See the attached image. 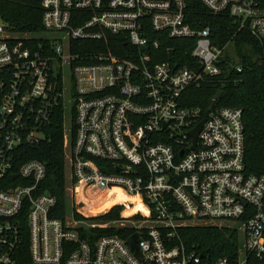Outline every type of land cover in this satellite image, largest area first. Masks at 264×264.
Here are the masks:
<instances>
[{"label":"built area","instance_id":"obj_1","mask_svg":"<svg viewBox=\"0 0 264 264\" xmlns=\"http://www.w3.org/2000/svg\"><path fill=\"white\" fill-rule=\"evenodd\" d=\"M200 1L264 47L258 0ZM41 5L40 34L17 32L0 17V264H17L24 218L33 264H202L179 237L197 223L243 238L236 264H264V174L246 168L243 110L218 107L219 100L213 106L214 98L206 112L186 105L192 90L214 80L228 85L243 72L230 44L220 47L210 27L192 25L188 0ZM34 41L37 47L26 44ZM181 41L193 47L189 61L160 60ZM122 43L125 56L113 51ZM257 59L264 64V50ZM60 109L66 190L78 199L64 219L51 216L57 198L40 192L45 164L20 162L26 146L45 139ZM203 121L194 143L191 133ZM114 190L145 209L115 221L140 234L141 256L128 240L81 233L109 227L82 212L88 193L105 198Z\"/></svg>","mask_w":264,"mask_h":264},{"label":"trees","instance_id":"obj_2","mask_svg":"<svg viewBox=\"0 0 264 264\" xmlns=\"http://www.w3.org/2000/svg\"><path fill=\"white\" fill-rule=\"evenodd\" d=\"M43 0H0V17L13 29L20 33L40 34L42 25ZM264 7V0H258ZM189 21L194 27H210L214 42L220 47L230 44L231 51L239 58L243 72H235L232 76L234 82L223 85L219 80L208 82L199 90L188 93V107L200 108L206 112L212 105L216 93L223 89L224 93L218 101V107L240 108L243 110L245 126V164L248 173L264 174V64L260 58L264 47H261L247 33L239 32L233 20L222 15H213L200 0H188ZM181 41L171 44V51L161 54L160 60L189 61L191 45ZM27 45L37 47V41L26 42ZM125 45L122 43L113 48L115 54L125 56ZM257 59V60H256ZM64 113L58 110L55 119L46 130L45 139L36 146H26L23 158L39 160L46 166V177L40 184V192L48 193L57 198V207L52 217L64 219L67 209V180L64 149ZM16 184L27 185L25 181ZM125 202L133 203V207H126L123 216L133 215L137 211L145 212L137 197H128L118 190L108 193L103 200L94 204L87 202L89 216L105 214L109 208ZM106 205V207L104 206ZM121 207V206H120ZM85 208L82 209V212ZM121 208L113 210L107 215L89 219L90 222L119 221ZM22 243L15 259L17 264H33L29 253V235L27 224L23 221ZM83 235L90 238L103 236H117L128 240L135 229L129 226H109L81 230ZM179 237L188 250L196 249L202 256V264H214L221 258H228L231 264H236L239 257L240 240L237 232L227 227L214 225L190 226L179 230Z\"/></svg>","mask_w":264,"mask_h":264},{"label":"rangeland","instance_id":"obj_3","mask_svg":"<svg viewBox=\"0 0 264 264\" xmlns=\"http://www.w3.org/2000/svg\"><path fill=\"white\" fill-rule=\"evenodd\" d=\"M3 25V21L2 20H0V26H2ZM68 117H70V113L68 114ZM68 128H70V122L68 121ZM65 163H66V180H67V187H69V173H70V169H69V165L67 164V151H65ZM66 193H67V197H66V199H67V205H69V204H71L72 202H74V203H76L77 201H78V199L77 198H75V196L74 197H72V194H71V192H70V190H66ZM103 194L102 193H98V194H96L94 197H90V194L88 193V195H87V198L85 199L87 202L89 201L90 202V204H92V203H94V204H96V203H98V202H100L101 201V199L103 200L104 198H103ZM75 205H77V204H75ZM104 206L106 207V205L104 204ZM121 206V207H120ZM126 207H128V205L127 206H124V205H121V204H116V205H113L111 208H109L108 209V211L105 213V214H103V215H107V214H109L110 212H112L113 210H116L117 208H121V211H120V217L121 218H127V217H130V216H127V217H125V216H123V213H124V211L126 210ZM130 207H132V206H130ZM86 214H88L87 212H88V209H87V207H85V211H84ZM103 215H97V216H93V217H100V216H103ZM96 223H98V224H108L109 226H115V225H117L116 224V222L115 221H103V220H99L98 222H96ZM197 225H203L202 223H197ZM240 244L241 245H243V238L241 237L240 238Z\"/></svg>","mask_w":264,"mask_h":264},{"label":"water","instance_id":"obj_4","mask_svg":"<svg viewBox=\"0 0 264 264\" xmlns=\"http://www.w3.org/2000/svg\"><path fill=\"white\" fill-rule=\"evenodd\" d=\"M223 90H219L215 97H214V102H213V106L216 105L217 101L222 97L223 95ZM203 124H204V121L201 122V124L196 128V130H194L192 133H191V136L192 138L194 139V143H196V140H197V137L199 135V132L201 130V128L203 127ZM140 234L139 233H136L134 234L133 236H131L128 241H127V245L130 247V249L132 251H134L137 255L141 256L140 255V251H139V248H138V238H139Z\"/></svg>","mask_w":264,"mask_h":264}]
</instances>
